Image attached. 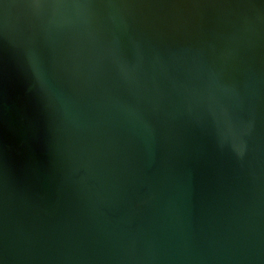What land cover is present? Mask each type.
Returning <instances> with one entry per match:
<instances>
[{"label": "water", "instance_id": "obj_1", "mask_svg": "<svg viewBox=\"0 0 264 264\" xmlns=\"http://www.w3.org/2000/svg\"><path fill=\"white\" fill-rule=\"evenodd\" d=\"M0 264H264V0H0Z\"/></svg>", "mask_w": 264, "mask_h": 264}]
</instances>
